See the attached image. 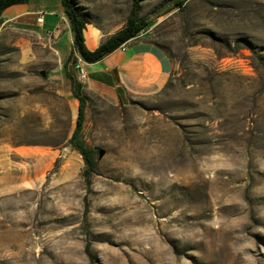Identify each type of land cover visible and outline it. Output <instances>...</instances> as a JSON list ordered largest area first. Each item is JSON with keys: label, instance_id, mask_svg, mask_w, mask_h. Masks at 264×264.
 <instances>
[{"label": "rangeland", "instance_id": "rangeland-1", "mask_svg": "<svg viewBox=\"0 0 264 264\" xmlns=\"http://www.w3.org/2000/svg\"><path fill=\"white\" fill-rule=\"evenodd\" d=\"M72 1L105 40L149 17L170 77L126 105L82 92L86 178L35 28L2 12L0 264H264V0Z\"/></svg>", "mask_w": 264, "mask_h": 264}, {"label": "crops", "instance_id": "crops-1", "mask_svg": "<svg viewBox=\"0 0 264 264\" xmlns=\"http://www.w3.org/2000/svg\"><path fill=\"white\" fill-rule=\"evenodd\" d=\"M49 4L52 7L48 11ZM12 7V14L4 21L35 28L41 46L39 50L43 52L38 56L48 68L49 77L60 83L62 90L59 93L68 97L76 121L79 102L75 94L85 91L111 105H126L132 100L157 94L169 80V57L157 45L136 36L130 39L125 50L117 47L101 60L86 63L87 78L80 82L75 71L73 34L61 0H38L34 5L25 3ZM40 14L43 19L39 23L37 17ZM83 38L90 52H94L105 41L104 33L93 23L86 24ZM41 75L44 76L43 71Z\"/></svg>", "mask_w": 264, "mask_h": 264}, {"label": "trees", "instance_id": "trees-1", "mask_svg": "<svg viewBox=\"0 0 264 264\" xmlns=\"http://www.w3.org/2000/svg\"><path fill=\"white\" fill-rule=\"evenodd\" d=\"M180 1L181 0H169L153 10L151 15L161 14L170 9V7H167L169 3H172L174 7L178 5ZM27 2L28 0H0V17L2 12L6 9ZM61 2L73 34V50L77 52L86 63H94L101 60L124 42L136 37L142 28L152 23V21H149V17L139 18L138 20L131 19L122 31L106 39L94 52H90L84 44L83 30L86 24L91 22H89L86 15L75 6L72 0H61ZM1 21L2 19L0 18V23ZM75 98L79 102V116L68 143L72 149L76 150L81 155L86 167L84 170V177L89 178L96 167V162L93 158V150L86 146L82 139V122L86 97L81 93L75 94Z\"/></svg>", "mask_w": 264, "mask_h": 264}, {"label": "built area", "instance_id": "built-area-1", "mask_svg": "<svg viewBox=\"0 0 264 264\" xmlns=\"http://www.w3.org/2000/svg\"><path fill=\"white\" fill-rule=\"evenodd\" d=\"M42 19H43V16H42V14H40L37 17V22H39V23L42 22ZM129 41L130 40H128V41L124 42L123 44H121L119 46V48L121 50H125L126 46H127V43ZM74 57H75V71H76L77 79L80 82H83L87 78V72H86V68H85L86 62L80 57V55L77 52L75 53Z\"/></svg>", "mask_w": 264, "mask_h": 264}, {"label": "water", "instance_id": "water-1", "mask_svg": "<svg viewBox=\"0 0 264 264\" xmlns=\"http://www.w3.org/2000/svg\"><path fill=\"white\" fill-rule=\"evenodd\" d=\"M2 96L0 95V100H2ZM103 155V151L102 150H100V152H99V157H101Z\"/></svg>", "mask_w": 264, "mask_h": 264}]
</instances>
